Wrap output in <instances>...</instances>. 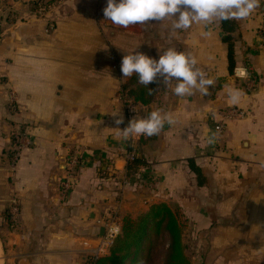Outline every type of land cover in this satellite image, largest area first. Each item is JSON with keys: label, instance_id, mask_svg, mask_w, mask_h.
Here are the masks:
<instances>
[{"label": "crops", "instance_id": "0c3cea01", "mask_svg": "<svg viewBox=\"0 0 264 264\" xmlns=\"http://www.w3.org/2000/svg\"><path fill=\"white\" fill-rule=\"evenodd\" d=\"M79 10L59 14L50 31L46 21L23 23L0 47V207L10 216L13 202L19 206L17 220L10 216L6 262L89 264L110 216L121 225L124 216L137 219L166 204L183 217L192 264H264V2L250 17L233 20L232 75L221 22L173 31L169 17L101 27L98 16ZM136 47L156 58L157 48L191 53L214 87L207 96L178 97L171 87L149 84L152 103L127 100L128 90L146 87L120 72L122 56ZM229 89L238 90V102L228 98ZM156 109L174 123L152 139L123 138L131 118ZM231 110L243 115L227 120L218 138L214 128ZM129 154L145 163L130 175Z\"/></svg>", "mask_w": 264, "mask_h": 264}, {"label": "clouds", "instance_id": "9594fccd", "mask_svg": "<svg viewBox=\"0 0 264 264\" xmlns=\"http://www.w3.org/2000/svg\"><path fill=\"white\" fill-rule=\"evenodd\" d=\"M262 2L264 0H106L103 15L105 20L121 28L145 25L150 21L163 22L172 17V30L175 31L189 29L197 23L210 25L214 21L243 20L250 17ZM202 35L207 36L209 32L205 31ZM138 48L122 56L120 72L123 77L135 74L137 82L147 88L149 84H156L157 87L162 84L166 89L171 87L178 97L192 95L194 91L207 96L214 87L213 79L206 76L191 53L173 47L162 51L157 48L156 58ZM148 90L149 93L153 91ZM228 98L233 103L238 102V90L229 89ZM123 122V117L115 120L116 125ZM165 123L172 125V116L156 109L143 117L134 116L121 131L126 141L135 136L151 137L158 134Z\"/></svg>", "mask_w": 264, "mask_h": 264}, {"label": "trees", "instance_id": "16d2710c", "mask_svg": "<svg viewBox=\"0 0 264 264\" xmlns=\"http://www.w3.org/2000/svg\"><path fill=\"white\" fill-rule=\"evenodd\" d=\"M221 29L222 42L227 45L228 50V70L232 75L236 67L235 39L232 34L237 30V24L233 20L223 21ZM148 88L153 91L149 93ZM148 88L128 90L125 98L135 103L149 105L154 100L156 91L152 85ZM144 165L142 160L134 157L127 163V173L130 175ZM190 168L202 185L205 181L201 170L195 167L192 161ZM184 230L182 215L177 207H169L166 204L154 205L137 219L124 216L121 232L108 253L96 259L90 258L89 264H156L159 251L163 252L160 264H191L185 255Z\"/></svg>", "mask_w": 264, "mask_h": 264}, {"label": "rangeland", "instance_id": "374dc122", "mask_svg": "<svg viewBox=\"0 0 264 264\" xmlns=\"http://www.w3.org/2000/svg\"><path fill=\"white\" fill-rule=\"evenodd\" d=\"M74 1L75 3H72V0H0V47L3 46L2 44L3 39L4 38L10 39L13 31H15L17 27L23 23L25 24L33 20L35 21L41 20L42 22L46 21L47 28L49 26L48 30L50 31L52 28L54 29L53 25L55 20L59 18V14L61 13L63 14L66 12L71 13L78 9L80 10L82 9L83 11L87 10L88 13L90 12L91 14L93 13L96 16H98V21L101 27H104L106 25L107 20H105V17L103 15V9L104 7H106V0H74ZM76 1H78V4H76ZM8 43L4 45H8ZM7 214H5V209L0 207V245H1L0 256L3 264H10L6 262V258L8 256V251H9V249L6 247V243L8 236L7 233L11 231L12 224L10 222L9 213ZM113 217L114 216H110L108 219H111ZM182 222L184 223L183 217H182ZM184 233H183V239H184ZM185 255H186V250H185ZM162 259H163V252L159 251L156 264H160L162 262ZM188 260L190 261L189 258Z\"/></svg>", "mask_w": 264, "mask_h": 264}, {"label": "built area", "instance_id": "2783aa9c", "mask_svg": "<svg viewBox=\"0 0 264 264\" xmlns=\"http://www.w3.org/2000/svg\"><path fill=\"white\" fill-rule=\"evenodd\" d=\"M264 33V30H263ZM256 86V77L252 73L249 74L246 81L247 91L251 92L255 89ZM243 115L242 112L239 110H231L226 112L223 116V120H221L214 128V132L218 138L222 137L226 128V121L232 119L233 117H241ZM134 158L133 154L127 155L128 161H131ZM78 164V157H74L70 162L66 165V174L65 178L63 179V183L61 186V196L66 198L70 192L73 177L75 175V169ZM10 216L12 221H16L19 217V206L16 201L13 202L12 206L10 207ZM121 225L117 221L115 217L108 219L107 222L104 223V235L100 238L98 245L91 249L92 258H98L104 256L108 253L110 247L113 245L115 239L120 233Z\"/></svg>", "mask_w": 264, "mask_h": 264}, {"label": "water", "instance_id": "95a60500", "mask_svg": "<svg viewBox=\"0 0 264 264\" xmlns=\"http://www.w3.org/2000/svg\"><path fill=\"white\" fill-rule=\"evenodd\" d=\"M237 74L239 75H243L244 74V72H237ZM105 230V229H104ZM104 230H103V234L102 235H104Z\"/></svg>", "mask_w": 264, "mask_h": 264}, {"label": "bare ground", "instance_id": "6f19581e", "mask_svg": "<svg viewBox=\"0 0 264 264\" xmlns=\"http://www.w3.org/2000/svg\"><path fill=\"white\" fill-rule=\"evenodd\" d=\"M0 253H1V245H0ZM0 264H3L2 259H1V256H0Z\"/></svg>", "mask_w": 264, "mask_h": 264}]
</instances>
